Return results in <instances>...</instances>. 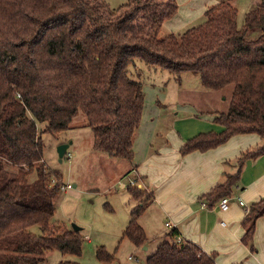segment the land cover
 <instances>
[{"label":"trees","instance_id":"16d2710c","mask_svg":"<svg viewBox=\"0 0 264 264\" xmlns=\"http://www.w3.org/2000/svg\"><path fill=\"white\" fill-rule=\"evenodd\" d=\"M235 1L210 7L198 26L160 38L163 24L178 13L177 0H129L117 9L106 0H0V264H42L54 250L81 255V232L52 224L64 183L44 161L42 135L67 131L83 111L94 151L132 161L145 104L142 82L130 76L136 61L177 77L193 73L212 91L235 85L228 112L214 119L222 130L186 141L182 155L238 135L264 142V0L242 29ZM253 32H259L255 40L249 39ZM262 155L264 144L243 152L238 171L201 197L206 206L230 198L246 162ZM128 193L139 204L123 236L143 247L149 238L138 219L152 194L132 186ZM263 216L261 199L243 220L242 243L252 250ZM179 237L176 229L166 233L146 264H216L214 254ZM99 257L111 259L103 251Z\"/></svg>","mask_w":264,"mask_h":264},{"label":"rangeland","instance_id":"374dc122","mask_svg":"<svg viewBox=\"0 0 264 264\" xmlns=\"http://www.w3.org/2000/svg\"><path fill=\"white\" fill-rule=\"evenodd\" d=\"M128 1L106 0L112 9H117ZM236 2L239 12L238 28L242 29L245 16L256 8L260 0ZM186 30L187 28L176 33L181 34ZM171 33L163 25L159 37L165 38ZM258 37L259 32L249 35L251 40ZM130 76L142 82L144 87V126L146 133L152 129L157 133L154 143H151L153 146L162 141L164 134L173 126L182 129L214 125V117L228 112L235 89V85H228L220 91L208 90L202 85L198 75L186 72L177 77L168 71L151 68L141 61H136L131 66ZM45 127V124H41L40 130L44 131ZM42 140L46 165L52 170L60 171L63 175V186L68 187L67 191H62V186L61 193L56 198L52 224H60L70 229L76 224L82 228L80 232L84 237L81 255H64L54 250L45 256L42 264H59L65 261L76 264H146L147 258L156 251L161 242L156 235L165 230V219L161 217L160 208L152 206V201H149L138 219L139 224L147 230L149 243L138 247L123 236L131 220L132 210L139 203L130 199L129 180L120 175L124 166L122 163L125 161L114 160L106 154L94 151L93 132L88 127L84 112L78 113L67 131L57 135L43 134ZM62 144L70 146L60 161L58 147ZM263 144L264 142L260 146ZM137 178L138 185L141 186L132 187L148 194L143 180ZM32 231L40 234L37 227ZM100 251L111 259H100Z\"/></svg>","mask_w":264,"mask_h":264},{"label":"crops","instance_id":"0c3cea01","mask_svg":"<svg viewBox=\"0 0 264 264\" xmlns=\"http://www.w3.org/2000/svg\"><path fill=\"white\" fill-rule=\"evenodd\" d=\"M223 1L177 0L178 13L163 24L164 28L176 33L198 26L204 23L209 8ZM144 121L142 114L133 145L134 158L121 160L125 162L120 175L126 176L133 171L132 175L140 177L152 194L151 205L160 208L165 230L157 235L154 231V235L161 241L171 230L166 226L170 223L183 241L194 243L207 254H214L216 264H264V216L256 223L255 250L242 243L246 233L243 220L248 209L254 202L264 199V155L246 162L227 211H222L219 203L204 208L203 204L208 202L201 198L223 183L227 174L238 171V158L249 149L261 147L260 138L238 135L218 148L182 155L180 150L186 141L203 132H220L221 127L215 124L182 129L173 126L162 141L153 146L151 143L157 133L153 129L146 133Z\"/></svg>","mask_w":264,"mask_h":264},{"label":"built area","instance_id":"2783aa9c","mask_svg":"<svg viewBox=\"0 0 264 264\" xmlns=\"http://www.w3.org/2000/svg\"><path fill=\"white\" fill-rule=\"evenodd\" d=\"M70 157H71V155H69V159H70ZM132 172L126 177L129 180V186H138V187H140L141 185H138V178H137L138 176L136 174L132 175ZM67 189H68V187H66V186L62 187V191H67ZM230 201H231V199L229 197L223 198L219 202V208L222 211H227L229 209V207H230ZM239 201L242 202L240 199H239ZM203 207L204 208L207 207L205 203L203 204ZM166 226L169 229H173V225H171L170 223H168ZM181 241H182V239H181V237H179L178 238V242H181Z\"/></svg>","mask_w":264,"mask_h":264},{"label":"water","instance_id":"95a60500","mask_svg":"<svg viewBox=\"0 0 264 264\" xmlns=\"http://www.w3.org/2000/svg\"><path fill=\"white\" fill-rule=\"evenodd\" d=\"M69 146H70L69 144H62L58 147V154H59L60 161H62L63 157L65 156V154L67 152V149L69 148ZM72 228L74 231H77V232H80L82 230V228L76 224H73Z\"/></svg>","mask_w":264,"mask_h":264}]
</instances>
